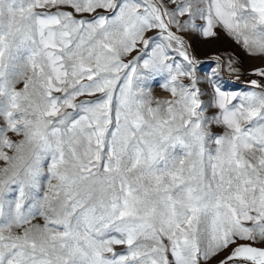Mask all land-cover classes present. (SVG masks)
<instances>
[{
    "label": "snow or ice",
    "instance_id": "1",
    "mask_svg": "<svg viewBox=\"0 0 264 264\" xmlns=\"http://www.w3.org/2000/svg\"><path fill=\"white\" fill-rule=\"evenodd\" d=\"M0 264H264V0H0Z\"/></svg>",
    "mask_w": 264,
    "mask_h": 264
},
{
    "label": "rangeland",
    "instance_id": "2",
    "mask_svg": "<svg viewBox=\"0 0 264 264\" xmlns=\"http://www.w3.org/2000/svg\"><path fill=\"white\" fill-rule=\"evenodd\" d=\"M194 46L196 54L201 60H206L213 54L223 53L224 55H227L229 53H235L243 60V67L246 69L256 63L255 61L247 58L238 47H236L229 39L224 37L213 42H201L199 40H194ZM245 79H247L246 76H241L242 81Z\"/></svg>",
    "mask_w": 264,
    "mask_h": 264
}]
</instances>
